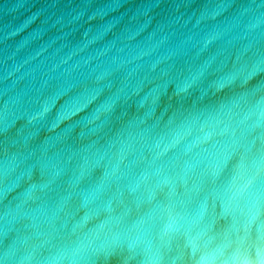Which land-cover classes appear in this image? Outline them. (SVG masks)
Segmentation results:
<instances>
[{"label":"water","instance_id":"obj_1","mask_svg":"<svg viewBox=\"0 0 264 264\" xmlns=\"http://www.w3.org/2000/svg\"><path fill=\"white\" fill-rule=\"evenodd\" d=\"M0 264H264V0H0Z\"/></svg>","mask_w":264,"mask_h":264}]
</instances>
